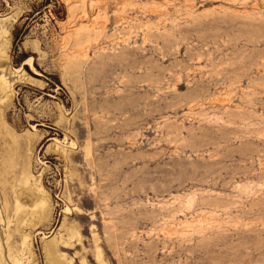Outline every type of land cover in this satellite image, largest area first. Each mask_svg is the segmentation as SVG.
Segmentation results:
<instances>
[{
	"label": "rangeland",
	"instance_id": "1",
	"mask_svg": "<svg viewBox=\"0 0 264 264\" xmlns=\"http://www.w3.org/2000/svg\"><path fill=\"white\" fill-rule=\"evenodd\" d=\"M1 264H264V0H0Z\"/></svg>",
	"mask_w": 264,
	"mask_h": 264
},
{
	"label": "bare ground",
	"instance_id": "2",
	"mask_svg": "<svg viewBox=\"0 0 264 264\" xmlns=\"http://www.w3.org/2000/svg\"><path fill=\"white\" fill-rule=\"evenodd\" d=\"M1 264V263H0Z\"/></svg>",
	"mask_w": 264,
	"mask_h": 264
}]
</instances>
